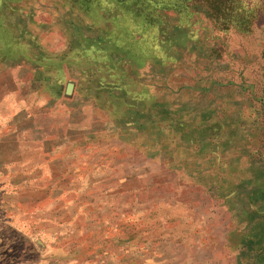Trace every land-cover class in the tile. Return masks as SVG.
Returning <instances> with one entry per match:
<instances>
[{
	"label": "crops",
	"instance_id": "obj_1",
	"mask_svg": "<svg viewBox=\"0 0 264 264\" xmlns=\"http://www.w3.org/2000/svg\"><path fill=\"white\" fill-rule=\"evenodd\" d=\"M95 1L0 0V264H184L200 224L171 211L212 190L216 135L104 60Z\"/></svg>",
	"mask_w": 264,
	"mask_h": 264
},
{
	"label": "rangeland",
	"instance_id": "obj_2",
	"mask_svg": "<svg viewBox=\"0 0 264 264\" xmlns=\"http://www.w3.org/2000/svg\"><path fill=\"white\" fill-rule=\"evenodd\" d=\"M89 6L106 12L111 39L104 60L168 87L170 97L182 99L184 116L216 135L215 169L200 176L212 190L186 191L180 198L200 207L171 211L195 214L200 224L189 233L179 227L170 259L264 264V0H97Z\"/></svg>",
	"mask_w": 264,
	"mask_h": 264
}]
</instances>
